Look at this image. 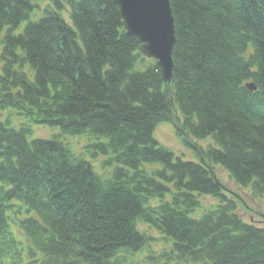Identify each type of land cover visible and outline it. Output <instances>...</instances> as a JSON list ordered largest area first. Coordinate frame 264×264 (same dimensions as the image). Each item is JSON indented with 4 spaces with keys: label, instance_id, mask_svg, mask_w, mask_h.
<instances>
[{
    "label": "trees",
    "instance_id": "1",
    "mask_svg": "<svg viewBox=\"0 0 264 264\" xmlns=\"http://www.w3.org/2000/svg\"><path fill=\"white\" fill-rule=\"evenodd\" d=\"M114 1L0 0V264H264L210 172L264 196V0H171V89ZM167 102L198 161L155 138ZM203 196L220 203L193 217ZM151 231L170 248L130 263Z\"/></svg>",
    "mask_w": 264,
    "mask_h": 264
},
{
    "label": "rangeland",
    "instance_id": "2",
    "mask_svg": "<svg viewBox=\"0 0 264 264\" xmlns=\"http://www.w3.org/2000/svg\"><path fill=\"white\" fill-rule=\"evenodd\" d=\"M48 2L40 3V7L44 8L48 5ZM43 12L39 11L36 12L31 18L32 20L39 19L42 16ZM67 19H69V14L67 12L64 13ZM28 21L25 20L17 29V32L23 30V28L27 25ZM9 112H6L4 116H8ZM56 132H50L48 129L43 127H37L35 129V134L33 138H50L52 134ZM50 135V136H49ZM155 138L165 147L172 150L178 157L182 158L185 161H198L197 150L193 147H190L184 143L182 138L177 134L175 130V126L173 123L163 122L160 123L154 133ZM68 142L71 144V147L78 153V154H86L87 146L89 140L85 137H78V138H69ZM211 141H194L193 144L196 148H206ZM86 159L90 160L89 158H93L92 150L90 153H87L85 156ZM102 159L93 160V164L99 171H103L100 168V161ZM91 161V160H90ZM161 168L160 165H152L149 166L148 169H158ZM106 171V170H105ZM217 177L221 180V182L229 189L233 196L229 194L227 195L232 198V200L237 205V214L247 223L253 224L259 228H264V196L262 198H254L252 195V191L250 189H242L238 187L230 178L229 174L221 167L216 166L215 168ZM237 196V198L235 197ZM242 201V202H241ZM202 206L199 208L194 214L193 217L199 218L203 215L206 210H209L212 207H216L219 205V200L215 199L211 196H203L201 197ZM155 241L150 243L151 247L142 253H138L132 255L128 261L133 263L136 261H145L146 257L149 255V251L155 253V256L159 254L164 249H169L171 243H166L165 241H160L162 236L155 231L150 232Z\"/></svg>",
    "mask_w": 264,
    "mask_h": 264
},
{
    "label": "water",
    "instance_id": "3",
    "mask_svg": "<svg viewBox=\"0 0 264 264\" xmlns=\"http://www.w3.org/2000/svg\"><path fill=\"white\" fill-rule=\"evenodd\" d=\"M119 7L123 26L129 36L140 42L139 52L156 61L169 89L172 87L175 64L174 48L177 43L175 18L171 0H115ZM246 87L254 92L257 86L248 83ZM176 130L184 131L173 117V111L165 104ZM217 184L222 185L215 172L210 169ZM223 186V185H222ZM224 189L226 187L223 186Z\"/></svg>",
    "mask_w": 264,
    "mask_h": 264
}]
</instances>
